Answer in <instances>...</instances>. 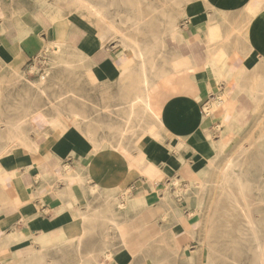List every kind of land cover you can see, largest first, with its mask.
I'll return each instance as SVG.
<instances>
[{
  "label": "crops",
  "instance_id": "1",
  "mask_svg": "<svg viewBox=\"0 0 264 264\" xmlns=\"http://www.w3.org/2000/svg\"><path fill=\"white\" fill-rule=\"evenodd\" d=\"M66 10L58 0H0V84L46 52L80 59L88 80L72 88L81 109L64 131L46 127L30 137L35 150L18 145L0 157V264H161L168 251L195 254L199 223L163 192L173 196L172 181L197 178L219 142L225 152L260 121L264 0H189L165 49L145 52L144 70L132 51ZM143 76L157 120L143 104L136 113L158 139L144 125L133 131L139 120L128 111L146 91ZM74 113L80 125L68 124Z\"/></svg>",
  "mask_w": 264,
  "mask_h": 264
},
{
  "label": "rangeland",
  "instance_id": "2",
  "mask_svg": "<svg viewBox=\"0 0 264 264\" xmlns=\"http://www.w3.org/2000/svg\"><path fill=\"white\" fill-rule=\"evenodd\" d=\"M86 1L91 2V0ZM99 1L103 7L108 4V7L103 8V11L106 10L103 12L104 18L100 20L88 14L82 0H58V3L65 5L66 13H74L90 20L105 34L107 40L115 42L124 50L131 51L133 45L137 44L139 47L146 46L151 53H156L166 47L164 44L162 48L159 40L163 39L165 43L168 38L165 11L173 14L178 29L184 18L183 7L189 0ZM92 2L98 1L92 0ZM137 20H140L139 25H135ZM53 56L52 52L41 54L22 70L13 72L9 83L0 84V157L18 147L9 144L7 137L9 132H12L11 125L15 122L25 121L26 117L27 120L31 118L32 121L28 120L23 126V133L31 137L44 127V122L39 116L44 114L66 120L68 115L71 117L72 111H80L81 92L72 90L73 87H80L82 83H88L81 73V68L76 66L77 63H81L80 59L66 61ZM64 61L69 62L70 68L62 65ZM30 84L42 87L45 96H40ZM76 115V113L72 115L70 124L80 125ZM263 132L264 111L260 121L252 124L248 132H240V136L225 152L223 151L226 148L219 151L220 154L205 171L196 172L194 176L197 178L189 179L186 183L179 182V187L173 189L174 193L170 198H181L180 208L183 214H188V220L191 216V222L197 220L199 223L197 231L199 249L195 254L187 250L168 251L163 264H232L230 262L233 260L251 262L249 251L252 247L249 242L251 234L247 225L249 218L252 217L258 225L257 229L264 240V147L262 146L264 138H260ZM232 161L239 165L244 175L245 198L238 194L233 184L225 185L222 182L221 173ZM248 201L251 205L250 209ZM185 252L190 256L187 259L183 257Z\"/></svg>",
  "mask_w": 264,
  "mask_h": 264
},
{
  "label": "bare ground",
  "instance_id": "3",
  "mask_svg": "<svg viewBox=\"0 0 264 264\" xmlns=\"http://www.w3.org/2000/svg\"><path fill=\"white\" fill-rule=\"evenodd\" d=\"M96 1V0H95ZM98 2H88L86 0H82V3L83 5L85 6V9L88 11V14L89 15H93L94 18L96 19H103L104 18V14L103 12L106 10L103 11V8L105 7H108V4L104 7L101 6V1L97 0ZM80 2V1H79ZM104 2H106L104 0ZM103 2V3H104ZM97 3H100V4H97ZM148 8V7H147ZM150 10H151V5H150ZM171 10V9H170ZM153 11V10H152ZM107 12V11H106ZM171 12V11H170ZM107 14V13H106ZM173 15V14H172ZM170 13H168V11L164 13V18H165V21H166V32L167 34L170 36V37H174L175 34L178 32V29L174 23V16H172ZM142 19V18H141ZM145 20V19H144ZM140 20H137L135 22V25H139ZM114 31V30H113ZM118 33V32H117ZM180 33V32H179ZM167 35V37H169ZM174 39V38H173ZM165 40V39H164ZM159 43H160V46L162 48H164V42H163V39L159 40ZM59 47V46H58ZM150 48V47H149ZM58 49V48H57ZM148 48L146 46H143V47H139L137 44H134L133 47L131 48V51L133 52V55L137 58V60L141 63V67H142V70H144V52L145 51H148L147 50ZM53 50V49H52ZM54 51V50H53ZM59 51V50H58ZM69 52V51H68ZM54 55H56V52H52ZM59 53V52H58ZM66 53V52H65ZM54 57V56H53ZM133 57V56H132ZM135 59V58H134ZM132 59V60H134ZM175 59V58H174ZM86 60V59H85ZM136 60V59H135ZM137 60H136V63H137ZM170 60V59H169ZM154 62V61H153ZM183 62V61H182ZM56 63V62H55ZM172 63V62H171ZM186 63V62H185ZM155 64V62H154ZM168 64V63H167ZM174 64V63H173ZM65 68H68L69 67V64H67L65 61L63 62L62 64ZM156 65V64H155ZM175 65V64H174ZM161 66V65H160ZM177 66V65H176ZM139 67V66H138ZM137 67V68H138ZM158 67V66H157ZM70 68V67H69ZM149 68V67H148ZM154 68V67H153ZM159 69V68H158ZM173 70V69H172ZM174 71V70H173ZM183 71V70H182ZM77 72V71H76ZM138 72H139V69H138ZM153 72V71H152ZM150 74V73H149ZM169 74V73H168ZM152 75V74H150ZM175 75V73H174ZM147 76V75H146ZM159 76V75H158ZM162 76V75H161ZM167 76V75H166ZM176 76V75H175ZM81 77V76H80ZM152 77V76H151ZM163 77V76H162ZM143 83H144V86L146 88V91L143 95V97H138L136 99H134V101H132V103H130V106L128 108V111L129 113L132 112V114L135 116L136 114V117L138 118H135V120H139L138 123L135 125V128L133 131H136V132H139L141 131V126L144 125L145 129H146V132L152 136H154V139H158V138H161V137H158V134L157 132L155 131L154 127L152 126H149L145 121H143L141 118H140V114L141 112L139 113H136V110H138L139 108H141V104H143L144 106L142 107L143 109V112L144 114L147 116L146 118L150 119V120H154V122L157 120V116L152 112L150 106H149V102L151 100V91L153 89V86H149L148 84V80L145 79V76H143ZM161 78V77H160ZM136 80V79H135ZM240 80V79H239ZM132 81V80H131ZM139 80H137L138 82ZM156 81V80H155ZM42 82V81H40ZM129 83V82H128ZM133 83V82H132ZM154 84V83H153ZM32 85V87L37 91V93L40 95V96H45V91L42 87L38 86V85H33V84H30ZM131 86V85H130ZM135 86V85H134ZM155 86V85H154ZM131 89V88H130ZM236 89V88H235ZM32 91V90H31ZM236 93V92H235ZM256 94V93H255ZM59 99V98H58ZM52 105V104H51ZM126 108V107H125ZM141 110V109H140ZM39 113V112H38ZM77 114V113H76ZM62 115V114H61ZM29 116V115H27ZM33 116V115H32ZM57 116V115H56ZM63 116V115H62ZM40 119L44 122V127L41 128V130H38L35 132V137H36V134L39 132V131H42L44 128L46 127H50L52 130H55V131H59V132H62L65 130L66 128V120L64 118H61V117H54V116H48V115H41L39 116ZM39 117H37L39 119ZM76 117H78V119H80V116L77 114ZM35 118V117H34ZM74 118V117H73ZM31 119V118H30ZM28 119V120H30ZM27 120V117L25 118V121L23 120H19L17 122H15V124L11 125V129H12V132H9L8 134V143L9 144H15V145H20L21 147L25 148L26 150L28 151H33L35 150L37 147V143H36V140L35 138H30L27 136L26 133H23V126L26 125V122L28 121ZM69 120V119H67ZM81 120V119H80ZM32 121V119H31ZM77 121V120H76ZM82 121V120H81ZM69 122V121H68ZM83 122V121H82ZM33 123V122H32ZM37 123H35L36 125ZM39 124V123H38ZM43 124V123H42ZM70 124V122L68 123ZM73 124V123H72ZM161 124V123H160ZM32 125V124H30ZM41 125V124H40ZM71 125V124H70ZM28 126V125H27ZM42 126V125H41ZM31 127V126H30ZM35 127V126H34ZM37 127V126H36ZM225 127V126H224ZM162 128V127H161ZM33 129V127H32ZM39 129V128H38ZM36 130V128H35ZM161 130V129H160ZM228 130L230 131L231 129L228 128ZM133 131L130 133V136L134 135ZM165 131H167L165 129ZM160 132V131H159ZM231 133V132H229ZM264 133V132H263ZM82 134V133H81ZM162 135V134H161ZM160 135V136H161ZM167 136V135H166ZM260 136V135H259ZM158 137V138H157ZM258 137V136H257ZM90 138V137H89ZM139 138V137H138ZM261 139L264 138V134L261 135L260 137ZM261 139H258V140H261ZM130 140V139H129ZM128 140V141H129ZM219 140V139H218ZM222 140V139H221ZM155 141V140H154ZM212 141V140H211ZM214 141V140H213ZM216 142V141H215ZM131 143V142H130ZM214 143V142H212ZM229 143V142H228ZM134 145V144H133ZM14 147V146H12ZM17 147V146H16ZM216 147V146H215ZM217 150L218 152L219 151H223L225 148H226V144L225 143H222V142H219L218 143V146H217ZM215 150V151H217ZM238 153V152H237ZM241 155H242V151L240 152ZM128 156V155H126ZM123 158V157H122ZM127 160V159H126ZM212 165V164H211ZM243 166V165H242ZM69 167V166H68ZM66 168V167H65ZM247 168V167H246ZM67 169V168H66ZM65 169V170H66ZM73 169V168H72ZM73 171V170H72ZM73 173V172H72ZM75 174V173H74ZM77 174V173H76ZM65 175V174H64ZM246 176V175H245ZM64 177V176H63ZM71 177V176H70ZM67 178V177H66ZM73 178V177H72ZM77 178V177H76ZM57 179V178H56ZM74 179V178H73ZM221 179H222V182L225 184V185H228V184H233L238 192V194L242 197V198H245L244 197V194H245V185H246V182L244 181V175L242 174V172L240 171V168H239V165L232 161V163H229L227 164V166L224 168V171L221 173ZM66 182V180H65ZM76 182V181H75ZM77 185V184H76ZM172 185L173 187L177 188L178 185H179V182L178 181H172ZM255 186V184H254ZM200 187V186H199ZM258 187V186H257ZM247 189H248V186H247ZM164 197L165 198H170L172 196L170 190H169V187L165 188L164 192ZM234 201L236 202L237 205H239L238 201L236 198H234ZM248 206H249V209L251 207L249 201H248ZM192 217L190 216L189 217V222L191 221ZM259 224V223H258ZM247 225L249 227V233L251 234V239L249 240L250 244H252V247L251 249H249L250 253H251V257H252V260L251 262H247V263H243L241 262L240 260H233L232 264H264V240H263V237L260 235V231L257 229V226L256 223L252 220V217L248 219V222H247ZM116 227V226H115ZM118 227V226H117ZM189 233V232H188ZM191 235V234H190ZM193 236V235H191ZM190 236V237H191ZM10 239V238H9ZM2 242V241H1ZM111 245V244H110ZM75 246V244H73V247ZM150 246V245H149ZM71 249V248H69ZM79 251V250H78ZM113 253V252H111ZM110 253V254H111ZM102 254V253H101ZM104 254V253H103ZM110 254H107L106 255V259L105 260H110L111 258V255ZM62 257V256H61ZM102 257V256H101ZM90 258V257H89ZM92 258V257H91ZM104 258V257H103ZM77 261L79 259H76ZM100 260V258H99ZM97 261V260H96ZM79 262V261H78ZM83 262V261H82ZM31 263V262H30ZM34 263V262H33ZM62 263V262H61ZM76 263V262H75ZM49 264V263H48ZM163 264V263H161Z\"/></svg>",
  "mask_w": 264,
  "mask_h": 264
},
{
  "label": "built area",
  "instance_id": "4",
  "mask_svg": "<svg viewBox=\"0 0 264 264\" xmlns=\"http://www.w3.org/2000/svg\"><path fill=\"white\" fill-rule=\"evenodd\" d=\"M38 58H39V57H38ZM36 59H37V58H36ZM33 60H35V59H33ZM33 60H31V62H32ZM210 98H211V100H213L214 102H219V101H220V99H219L218 97L211 96ZM201 111H202V113H203L204 116H209V114H210V107H209V105L204 104V105L202 106V108H201Z\"/></svg>",
  "mask_w": 264,
  "mask_h": 264
}]
</instances>
